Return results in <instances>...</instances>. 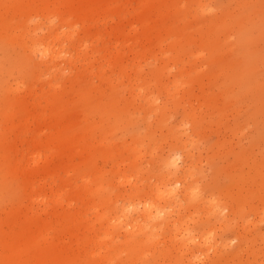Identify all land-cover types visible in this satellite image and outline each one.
<instances>
[{
  "label": "rangeland",
  "instance_id": "374dc122",
  "mask_svg": "<svg viewBox=\"0 0 264 264\" xmlns=\"http://www.w3.org/2000/svg\"><path fill=\"white\" fill-rule=\"evenodd\" d=\"M145 1L0 0V264H264V0Z\"/></svg>",
  "mask_w": 264,
  "mask_h": 264
},
{
  "label": "bare ground",
  "instance_id": "6f19581e",
  "mask_svg": "<svg viewBox=\"0 0 264 264\" xmlns=\"http://www.w3.org/2000/svg\"><path fill=\"white\" fill-rule=\"evenodd\" d=\"M60 1L63 2L65 0H60ZM79 1H80V5L82 6L83 9L88 7L90 4L91 5L93 4L95 6H99L102 3V0H86V1L79 0ZM145 2L148 5L152 6L154 11H156V13L158 14V18H162V17L165 16V11H166V10H164L165 4L162 2V0H146ZM164 2H166V0H164ZM16 3L19 4L20 3L19 0H15V4ZM240 23H242L241 17L236 18V19L233 20V24L238 26L239 29H241V27H242V24H240ZM147 32H148V29L144 31L145 35L148 34ZM171 32H174V31L172 29H167V33H171ZM186 43H188L187 39H184V42L175 43L174 47H176V49L178 51H181V50H183L184 46H186ZM205 47L208 50H214V49H217L219 46L215 42L212 43V41H209L206 45H203L200 48V52L198 51V55L199 56H203L204 55ZM50 53H51V49L48 46V44L44 45L41 49H39V54L41 56H47ZM116 60H117V57H115V61ZM111 63H114V60H112ZM228 74H229V77H230L228 79L230 81L231 80H235V78H236L235 77V74H236L235 71L231 70V71H229ZM113 96H115V94H111V98ZM54 99H56V98H54ZM78 132L82 133L81 131H77V130H68V129H64L63 130L62 129V130H60L58 132V134H57L58 136H56L55 141L60 146H65V147L67 146V147L75 148L76 151H80L82 149V144L80 143L81 142L80 139L83 138V135L82 136L79 135ZM111 155H112V153H111ZM38 165L39 164H37V162H36V163L31 164V165L25 164L24 166H22L23 168H20V172H21L22 177L24 179H28L29 177L36 176L37 173L39 172L40 168H43V166H38ZM165 166H166L167 170H170V171L173 170L172 172L176 173L177 167H176L173 159H167L166 163H165ZM173 193L174 192H173L172 188L168 189L166 192H164V190H163V191H160V192L156 193L155 196H154V199L157 200V201L165 200V204H166L169 198L165 199V196L171 197L173 195ZM140 194H141V196H144V197L146 196V200L144 201V203L142 205V207L145 209L143 212L147 213L146 216H145V219H144V221H145L144 223H146V221H152V222H150L149 224H139L137 226H135V224H132L130 226V228H131V230H134V231H137L138 233H140V235H143L145 239H150L151 237H148V235L145 232V229L152 228L151 236L154 237L153 236L154 233L156 232L157 229L160 228V225H161L160 222L165 223V226H167V225H170V221L169 220H165V217H164V215L166 214V212L164 211L165 206H156L154 204V202L152 201L153 200L152 198L147 199L149 197H147L146 193L143 194L142 191H137V195H140ZM161 211H163V212L159 213ZM143 218H144V215H143ZM36 224L37 223L35 221L31 220V221L26 222L24 225H25V228L27 227V229H29L30 226H33V225H36ZM173 224L175 225L174 222H173ZM176 228H177V224H176ZM184 230L186 231L187 228L185 227ZM21 232L22 231H19L17 236H19L21 234ZM29 234H31V233H29ZM20 241H21L20 244L22 245V249H24L26 247L25 245H27V244L23 241L22 236H20ZM36 242H37L36 238H31L30 239V243H28V244H30V247H33L36 244ZM144 243L145 242L142 241V240H136L135 237H133V238L129 237L123 243V245H124V248L127 250L126 254L128 256H131L132 251L133 250H139L140 248H142L144 246ZM151 244H152V247H154L157 244V242L153 241ZM15 250H18L17 246L15 247ZM162 250H164L165 253H162L160 251L158 257L161 258V261L163 262L165 260H168L167 257H171V253L169 251H167L166 249H162ZM135 259H140V257L136 255ZM176 261H177V259H175V262ZM155 262H153L152 264H155Z\"/></svg>",
  "mask_w": 264,
  "mask_h": 264
}]
</instances>
